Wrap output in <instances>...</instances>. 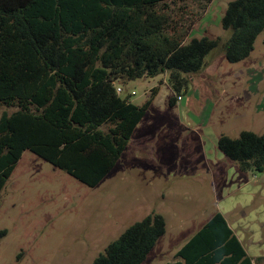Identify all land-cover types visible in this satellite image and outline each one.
Listing matches in <instances>:
<instances>
[{"label": "trees", "instance_id": "trees-1", "mask_svg": "<svg viewBox=\"0 0 264 264\" xmlns=\"http://www.w3.org/2000/svg\"><path fill=\"white\" fill-rule=\"evenodd\" d=\"M210 1L0 0V191L24 150L86 185L100 182L157 92L136 105L120 96L117 82L167 73L174 104L221 42L208 36L185 42ZM176 2L182 3L173 10ZM194 3L193 18L177 17ZM221 26L231 29L221 43L225 58L248 57L264 32V0L229 1ZM217 144L240 170L264 173V132L221 134ZM164 233L163 216L147 214L91 264H142ZM164 264L254 262L217 211Z\"/></svg>", "mask_w": 264, "mask_h": 264}, {"label": "rangeland", "instance_id": "rangeland-1", "mask_svg": "<svg viewBox=\"0 0 264 264\" xmlns=\"http://www.w3.org/2000/svg\"><path fill=\"white\" fill-rule=\"evenodd\" d=\"M229 1L211 0L188 32L185 42L201 36L221 42L174 104L167 73L117 82L120 96L136 105L157 92L96 185L22 152L0 191V264H91L150 213L163 216L165 233L142 264H164L217 211L254 264H264V173L240 170L217 144L221 134L264 132V32L248 57L229 62L221 46L231 34L221 26ZM197 9L194 3L177 17L193 18Z\"/></svg>", "mask_w": 264, "mask_h": 264}, {"label": "built area", "instance_id": "built-area-1", "mask_svg": "<svg viewBox=\"0 0 264 264\" xmlns=\"http://www.w3.org/2000/svg\"><path fill=\"white\" fill-rule=\"evenodd\" d=\"M116 91H117L118 93H120V92L122 91V89H121V87H120L119 85L116 87Z\"/></svg>", "mask_w": 264, "mask_h": 264}, {"label": "crops", "instance_id": "crops-1", "mask_svg": "<svg viewBox=\"0 0 264 264\" xmlns=\"http://www.w3.org/2000/svg\"><path fill=\"white\" fill-rule=\"evenodd\" d=\"M122 92V91H121Z\"/></svg>", "mask_w": 264, "mask_h": 264}]
</instances>
